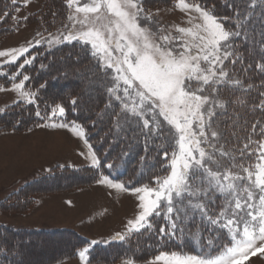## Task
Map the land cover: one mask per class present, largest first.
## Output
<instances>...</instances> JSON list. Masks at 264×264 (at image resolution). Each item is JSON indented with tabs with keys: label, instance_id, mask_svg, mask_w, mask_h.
<instances>
[{
	"label": "snow or ice",
	"instance_id": "obj_1",
	"mask_svg": "<svg viewBox=\"0 0 264 264\" xmlns=\"http://www.w3.org/2000/svg\"><path fill=\"white\" fill-rule=\"evenodd\" d=\"M66 3L72 10L67 17L69 23L62 25L58 34L49 33L35 44L28 42L0 51V58H4L0 69L4 65L16 67L12 74L0 70V76L10 77L12 90L21 100L35 104L37 93L26 90L25 82L30 77L22 71L36 59L30 48L42 42L52 46L76 41L90 50L98 70L110 81L107 107L116 102L120 109L113 113L117 128L135 125L146 142L161 141L168 164L164 176L153 178L155 186L145 183L129 189L123 182L100 174L98 183L118 192L130 191L139 202L138 214L112 240L124 241L141 229H151L149 218L162 215L168 225L167 229L161 226L159 233L172 239L183 234L185 220L200 217L226 234L228 243L217 247L214 237L201 247L215 251L204 255L161 251L148 264H246L252 257L264 255V127L257 133L258 122L252 124V134L243 146L232 149L221 142L225 135L218 120L232 103L219 94V86L243 87L241 80L232 78L225 61L233 66L241 62L244 44L264 51V0L227 3L233 12L231 17L216 15L214 7L199 0H176L175 7L187 14L189 25L175 26L177 35L164 34L162 26L154 29L152 14L143 7L142 0ZM35 115L45 121L38 127L69 129L81 139L85 137L80 125L55 119L65 115L61 104L51 107L48 115L42 116L39 110ZM252 135L260 138L253 140ZM84 142L89 149L86 158L99 168L100 161L91 145L86 139ZM197 236L199 242V232ZM89 251V247L79 251L81 264H89ZM123 264H134V260L125 258Z\"/></svg>",
	"mask_w": 264,
	"mask_h": 264
},
{
	"label": "trees",
	"instance_id": "obj_2",
	"mask_svg": "<svg viewBox=\"0 0 264 264\" xmlns=\"http://www.w3.org/2000/svg\"><path fill=\"white\" fill-rule=\"evenodd\" d=\"M47 2H50L51 5L57 4V0H47ZM199 2L214 7L218 16L231 17L232 9L226 4H239L240 0H199ZM14 8L15 5L11 0H0V36L11 32L15 26L10 18ZM256 31H260L259 26ZM43 50L39 47L32 50L36 59L27 68L28 74L31 75L29 85L37 93L36 108L45 116L54 103L60 102L68 93L66 101L63 103L66 110L65 121L76 122L84 128L85 136L98 156L101 166L99 168L93 166L63 167L61 170L56 169L57 172L53 171L50 174L42 175L12 192L3 205H0V211H24L29 209L33 202L32 197L36 193L90 184L97 181L101 173L112 179L120 180L128 188L142 186L145 183L155 186L153 178L165 175L168 164L162 154L161 141L146 142L143 136L139 135L136 130L131 131L127 125L122 129L117 128L113 113L118 109L114 105L107 107L103 101L104 96L101 98L100 93L92 99L89 94H86L87 89L82 87L83 85H75L77 82L72 85L70 90L66 89L61 92L60 89L57 90V82L60 86L69 84L61 75L60 63L62 62H59V59L64 63L78 64L82 56L78 54L79 49L76 47L75 50H71V47L46 50L45 52ZM241 53V62L236 63L235 66L229 61H225V64L232 78L241 80L243 87L232 84L219 86V94L224 99L232 101L226 107V114L218 116L225 135V140L221 142H227L226 146L232 149L243 146L244 135L252 130L251 125L254 124L257 116L264 115L259 113V110L264 111V107H261L264 102V95H262L264 93V51H261L258 46L244 44L241 47ZM83 76L82 78L85 77ZM249 85H251L250 88ZM69 95L75 97V104L72 103L74 99L69 100L71 98ZM237 100H242L244 103H237ZM35 105H23L21 102L12 104L0 114V128L10 126L22 130L34 126L38 122H43L41 119L33 121L32 114ZM29 120L31 121L26 127L22 122ZM233 132H235V136L242 137V142L235 139V136L232 135ZM108 164H112L113 167H107ZM149 219L152 223L151 229H141L139 233H132L124 241L114 240L106 244L93 245L89 251V261L110 263L127 257L144 260L161 251L204 255L215 251V248L201 247L208 239L217 237L213 241L217 247L228 243L226 234L215 229L200 217H196L194 220H185L186 227H184L183 234L178 233L172 239L166 236L162 237L159 233L161 226L167 229L168 225V221L163 215L153 216ZM198 232L202 237L199 242ZM59 238H61V243L49 256L44 255L33 262L30 257L26 258L22 255L25 249H32L36 245L43 247L42 251L45 253L52 245L53 240ZM88 243V239L69 228L35 229L0 223V264H53L59 260L74 257L77 251Z\"/></svg>",
	"mask_w": 264,
	"mask_h": 264
},
{
	"label": "rangeland",
	"instance_id": "obj_3",
	"mask_svg": "<svg viewBox=\"0 0 264 264\" xmlns=\"http://www.w3.org/2000/svg\"><path fill=\"white\" fill-rule=\"evenodd\" d=\"M142 3L143 7L152 14L154 29L157 25L162 26L165 29L164 34L171 32L172 35H177L175 26H189L187 23V14L175 7L176 0H142ZM202 4L209 8H213L207 3ZM13 5H15V8L10 18L13 23H15V26H13L11 32H7L0 36V51L26 46L28 42L35 44V40L41 39L42 37L47 38L49 33L58 34V30H63L62 25L69 23L67 17L72 11L69 9L66 0H57V4L53 5L47 2V0H27V3H25V0H16V3ZM59 6L61 7L58 8ZM37 33L41 35L38 36ZM37 47L44 49L43 52L53 49L59 50L66 47H71V50H75V47L78 48V54L83 57L79 60L80 63H64L59 59V62L64 63H60L61 75H63V78H65L69 84L60 86L57 82V90L60 89V92L66 89L70 90L72 85L77 82L75 85H83L82 87L87 89L86 94H89V97L93 99L100 93L101 98L104 96V100L100 99L104 101L105 105H108L107 102H109L110 96L107 92V86H110V81L106 80L98 70L97 62L95 58L91 56L90 50L84 48L76 41L62 42L52 46L42 42L40 45L30 48V52L33 56L34 53H32V50ZM2 59L4 58H0V60ZM22 59L23 58L17 61V64L21 63ZM29 66L30 65L25 66V69L22 71L30 77L31 75L27 72ZM0 70L12 74L15 72L16 67L15 65H4L3 69ZM66 75H68V78H66ZM82 75L85 77L83 76L84 78H82ZM29 81L25 82L26 90L36 92L29 85ZM53 86L55 85L53 84ZM0 87L5 89L4 91H0V114L14 103L21 102L23 105H31L21 100L19 94L12 90L10 77L6 79L4 76H0ZM67 94L60 102L54 103L52 107H54L55 104L63 105L68 96ZM74 98L71 97L69 100ZM113 105L118 111L120 110L119 107L116 106V102H113ZM36 106L37 104L34 106V112L32 114L34 118L33 121H37L36 119L40 120V118L35 115L36 111L39 110ZM260 112L264 114L263 110H259V113ZM49 113L50 111H48V114ZM65 116L66 110L63 117H56L55 119L59 122H66ZM263 117L264 115L261 117V114H259L254 122H258L257 133L261 127H264ZM6 121L9 122V120ZM30 121L31 120L23 121L22 123L27 127ZM44 122L45 121L38 122L34 126L22 130L10 126H3L0 128L1 206L12 192L42 175L50 174L53 171L57 172L63 167L79 168L83 166H92L90 158H86L89 151L88 146L84 142L86 137L81 139L74 135L69 129H53L37 126ZM130 128L131 131L135 130V125ZM250 134H252V130L244 135V140L238 135L235 136V139L239 140V142L243 140L244 144L246 142L245 138ZM259 138V135H252L253 140ZM88 144L90 143L88 142ZM91 151L96 155L92 146ZM81 153H84V155H81ZM96 157L99 160L97 155ZM61 165L63 167H61ZM98 180L90 184H80L68 189L36 193L32 197L33 202L29 209L24 211H0V223L35 229L69 228L76 230L90 241H98L95 245L114 241L112 237L117 232L123 233L127 221L129 219H134L138 214L139 209L137 205L139 202L136 195L132 194V192H118L115 189L98 183ZM114 181L120 182L118 180ZM60 243L61 238L53 240L52 245L45 253L42 251L43 247L36 245L32 249H25L22 255L26 256V258L30 257L34 262L44 255L49 256L51 253H54L55 248H57ZM182 255L194 254L189 253ZM155 256L156 255L144 260L132 259L134 260V264H148ZM124 259L125 258H120L110 263L89 262V264H123ZM53 264H81V261L77 254V256L59 260ZM158 264H162V262H158ZM246 264H264V255L252 257Z\"/></svg>",
	"mask_w": 264,
	"mask_h": 264
}]
</instances>
